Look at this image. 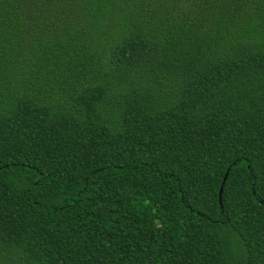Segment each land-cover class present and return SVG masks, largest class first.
Returning <instances> with one entry per match:
<instances>
[{"label": "trees", "instance_id": "16d2710c", "mask_svg": "<svg viewBox=\"0 0 264 264\" xmlns=\"http://www.w3.org/2000/svg\"><path fill=\"white\" fill-rule=\"evenodd\" d=\"M0 264H264V0H0Z\"/></svg>", "mask_w": 264, "mask_h": 264}]
</instances>
